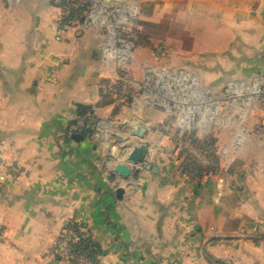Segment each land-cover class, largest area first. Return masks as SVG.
<instances>
[{"label":"crops","instance_id":"obj_1","mask_svg":"<svg viewBox=\"0 0 264 264\" xmlns=\"http://www.w3.org/2000/svg\"><path fill=\"white\" fill-rule=\"evenodd\" d=\"M111 2L64 25L61 0H0V264H67L47 249L70 221L99 246L94 264H264V105L254 97L246 113L242 102L244 88L264 85V0ZM124 5L148 38L121 67L114 44L135 18L118 19ZM149 67L172 80L149 78ZM123 73L125 100L105 91ZM149 80L179 90L151 103ZM231 83L243 90L236 99L224 93ZM214 109L225 117L217 146L203 138L210 122L186 118ZM139 122L145 138L132 134ZM188 133L220 169L183 172ZM140 146L159 172H115Z\"/></svg>","mask_w":264,"mask_h":264},{"label":"rangeland","instance_id":"obj_2","mask_svg":"<svg viewBox=\"0 0 264 264\" xmlns=\"http://www.w3.org/2000/svg\"><path fill=\"white\" fill-rule=\"evenodd\" d=\"M59 1V0H58ZM84 2H89L90 3V5H91V9L89 10V12L88 13H91V12H98L99 10H103V9H107V12H111V10H113V8H111V9H108V7H109V5L107 4V3H113V2H111V0L110 1H108V0H83ZM78 2H82V1H79L78 0ZM106 5L108 6L107 8H106ZM140 5V4H139ZM138 5V6H139ZM71 8V4L69 3V2H67L66 4H64L62 7H61V12H63L64 11V9H66V8ZM117 10V13L119 14H117L118 16V19L119 18H123L124 16H125V14L127 13H129L130 12V15H132L133 17L135 16V18L133 19V21H131L129 24H135V26H137L138 24H139V26L141 27V25H140V22L139 21H137V18H136V14H137V9L136 8H133V10L131 11V10H128L127 9V6L125 7V5L123 6V8H121V7H119V8H117L116 9ZM124 18H126V17H124ZM127 22H129V21H127ZM139 22V23H138ZM111 24H112V26H113V23H112V21H111ZM133 24V25H134ZM138 27V26H137ZM139 28V27H138ZM137 30H139V29H137ZM152 30H154V31H157V28L156 27H154V28H152ZM141 31L142 30H140V32L139 33H137L138 34V36L135 38V37H131L130 38V43L131 44H138V43H146L147 42V38L146 39H144V37L142 36V33H141ZM134 32H136V31H134ZM146 70H150V72L147 74V76L149 77V78H151L152 79V77H154V76H156L159 72H160V75L161 74H163V71L165 72V74L167 75V77L169 76V78H171V80H172V72L171 71H168L166 68L165 69H163V68H160V70L159 69H157L156 67L155 68H153V67H149V68H147ZM150 81L151 80H149L148 82L149 83H147V85H146V87L143 89V93H144V96L145 97H147L148 98V101L149 102H153V101H156V102H159V103H161L162 101H161V99L162 98H164V96L167 94V97L170 95V99H171V101H172V98H173V94L174 93H176L177 94V92H178V88L177 89H175L174 88V84H173V82H167V83H158V82H156L155 80H153V83H150ZM253 84H251V85H248L247 86V89H245L244 88V90H245V96L244 97H242V102H243V109L245 110V112L246 113H248V111H249V109H250V106H251V103H252V101H253V104L255 103V98L254 97H257L256 99H259V100H262V103H263V105H264V85H262V86H258V87H260V89H259V91L254 95V97H252L251 98V100H249L248 101V98L250 97V94H251V91H253L254 89H253ZM240 87V88H239ZM183 88H184V86H183ZM231 88H235V89H229L230 91H227L226 90V86L224 87V93H230V94H232V96H234V97H232V98H234V99H236V97H237V95H238V93H240L241 91H243L242 90V87H241V84H238V85H231ZM187 89H189V87H185L184 89H183V91H185V90H187ZM236 89H239V90H236ZM199 90V89H198ZM198 90H194V93H198ZM241 90V91H240ZM238 92V93H237ZM169 94V95H168ZM253 94V93H252ZM199 95L201 96V98H199V101H194L195 102V105H193V101H190V103L192 104V106H193V110L195 111L196 110V108H197V106L200 104L199 102H200V100L202 99V97H203V95L201 94V92H199ZM262 95V96H261ZM219 101V100H218ZM198 102V103H197ZM171 105H172V102H171ZM190 106V105H189ZM191 107V106H190ZM200 107L203 109V104H201V106L199 105V107H198V109L200 110ZM170 112V111H169ZM214 114L211 116V115H209L206 119H205V116H204V113H202V115H200V114H197V115H195L196 117H195V120H194V123H192V125L193 124H195V125H203L204 127L206 126V124L207 123H211L212 125L211 126H213L212 127V134H208L207 136H204L203 138H205V139H208L207 141H208V143H211V141L213 142V145L214 146H217V145H219V143H220V134L218 133L220 130H221V121H223V120H225V117H221V115H219V114H217V112H216V109H214ZM244 112V113H245ZM172 114V113H171ZM246 115H248V114H246ZM170 116V115H169ZM169 116L165 119V122H167V121H170V122H174L173 121V119H174V117H170L169 118ZM231 118L230 119H228L226 122H227V124H230V125H234V123H235V118L233 119V117L232 116H230ZM246 118V117H245ZM246 133L247 131L244 129V131H243V133ZM239 134V133H238ZM248 134V133H247ZM217 142H219V143H217ZM215 153H216V155H217V153H219V151H218V148H215ZM202 155H204L205 157H206V155L204 154V153H201ZM194 155V154H193ZM219 155V154H218ZM194 156H196V155H194ZM220 156V155H219ZM197 157V161L199 162V164H201L203 167H206L207 165H206V163L205 162H203V161H201L199 158H200V156L199 155H197L196 156ZM218 158V157H217ZM206 159H207V157H206ZM201 162H203V164L201 163ZM208 170H210L209 169V167L212 165L213 166V169L214 168H219L220 169V166L219 165H217L216 164V161H210L209 163H208ZM215 170V169H214Z\"/></svg>","mask_w":264,"mask_h":264},{"label":"built area","instance_id":"obj_3","mask_svg":"<svg viewBox=\"0 0 264 264\" xmlns=\"http://www.w3.org/2000/svg\"><path fill=\"white\" fill-rule=\"evenodd\" d=\"M70 12V9L67 7L64 11H63V15L66 16L68 15ZM126 22L129 21V19L127 20V18L125 19ZM133 21V20H132ZM131 21L127 22V24L129 25ZM124 24V23H123ZM134 24V23H133ZM131 24V28L133 30L128 31V32H124V34H122V36H120V38H118V42H115L117 44H114L115 47L116 45H118L117 48V58L120 59V65L121 67H124L125 65H127V63L129 62V60L132 57V48L134 47L133 44L130 43V38L131 37H137L139 33L137 31L138 27L135 26V24L133 25ZM136 31V32H134ZM231 85H238V83H231L230 85L227 86L226 90L230 91L229 89H235V88H231ZM258 84H254L253 86V91H251L250 97L248 98V101L251 100L252 97H254V95L259 91L260 87H258ZM131 85L129 82V77L123 73L121 74L117 79H110L106 85H105V91L107 93H113L115 96H117L119 99L121 100H125L129 94L131 93V89H130ZM186 87H189V89L191 88H195V84H187ZM240 88V87H239ZM239 90V89H236ZM241 91V90H240ZM238 93V92H237ZM253 93V94H252ZM229 95H231L230 93H228ZM163 100V98L161 99ZM230 108H233L232 106H230ZM171 110H173V107H171ZM186 114V113H185ZM187 115V114H186ZM195 115H191L188 114L186 116L187 117H191V119L194 117ZM232 116V115H231ZM194 118L191 120L190 123H188L190 126L191 124L194 122ZM175 123L167 121L165 122V128H171L173 127ZM187 124V123H186ZM186 124H184V126H186ZM187 127V126H186ZM179 144L181 145V149H187L190 152H192L194 155H199L200 156V160L205 162V163H209L210 159H206V157L204 155L201 154V152H198L195 147H193L190 143V141H182L179 140ZM80 234L78 233V229L76 227V222L74 221H70L63 229L62 233L60 234L59 240L49 249H47V254L52 256V257H56L58 258L60 261H62L63 263H67V264H94L87 256H85L82 253L76 252L74 250V246L76 244L79 243L80 241ZM5 238V234L4 232L0 229V239H4Z\"/></svg>","mask_w":264,"mask_h":264},{"label":"trees","instance_id":"obj_4","mask_svg":"<svg viewBox=\"0 0 264 264\" xmlns=\"http://www.w3.org/2000/svg\"><path fill=\"white\" fill-rule=\"evenodd\" d=\"M79 1H82V2H78V0H61V3H60L61 7L67 2L71 4V8H69L70 9L69 14L66 16L63 15L61 17L62 24L64 25L71 24L75 20H80V21L85 20L87 13L91 9V5L89 2H84L83 0H79ZM86 112L87 110H82L81 114H86ZM185 137L189 141L192 140L194 144L198 146L197 148L201 149L200 148L201 139L198 140L199 138L197 137L195 138L194 133H188L187 135H185ZM183 154L185 156V159L182 165L183 172L189 175H194L195 173L202 175L205 173V171H207L208 167H202V165L199 164V162L195 159V156L193 155V153H191L189 150L183 149ZM76 227L81 237H80L79 243L74 246V250L96 261L97 255L99 254V251H100L99 246L90 237H87V235H85L82 232L83 226L80 223L76 222Z\"/></svg>","mask_w":264,"mask_h":264},{"label":"water","instance_id":"obj_5","mask_svg":"<svg viewBox=\"0 0 264 264\" xmlns=\"http://www.w3.org/2000/svg\"><path fill=\"white\" fill-rule=\"evenodd\" d=\"M110 1V0H109ZM117 1H127V0H117ZM148 131V127L144 122H139L135 126V128L132 129V134L134 136H137L139 138H145L146 134ZM74 139H81L83 136L79 133L73 134ZM147 152L146 147L140 146L137 147L130 155L125 159V162H118L115 164L114 170L115 172L119 173L123 177H129L132 175V168L129 165V163H135V164H140L144 165L146 168L151 169L154 172H159V167L153 166L150 163H145L144 156ZM124 194V188L123 187H118L117 188V196L118 198H122Z\"/></svg>","mask_w":264,"mask_h":264},{"label":"bare ground","instance_id":"obj_6","mask_svg":"<svg viewBox=\"0 0 264 264\" xmlns=\"http://www.w3.org/2000/svg\"><path fill=\"white\" fill-rule=\"evenodd\" d=\"M243 113H244V112H243ZM244 114H245V113H244ZM191 120H192L191 117H188V118H187V123H190Z\"/></svg>","mask_w":264,"mask_h":264}]
</instances>
